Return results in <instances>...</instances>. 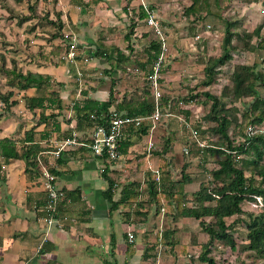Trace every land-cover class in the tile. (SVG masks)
<instances>
[{"label":"trees","instance_id":"obj_1","mask_svg":"<svg viewBox=\"0 0 264 264\" xmlns=\"http://www.w3.org/2000/svg\"><path fill=\"white\" fill-rule=\"evenodd\" d=\"M71 1L80 6L90 7L104 0ZM211 1L193 0L192 4L186 7L185 12L187 14L205 12L206 14L220 16V0H213L212 4ZM213 4L217 5L218 9L215 10ZM29 8L30 15L17 14L18 22L21 25L33 18L39 19L30 26L28 32H36L37 28L39 31H43L46 24H49L56 28L48 33L49 41L58 39L63 42L66 41V51L68 52L72 47L78 49L80 46L85 47L84 44L72 42V37L65 34L66 21L63 18V11H57L54 17L51 16V11H47L46 14L41 16L35 5H30ZM152 10V4H147V7L140 4L137 20L134 17L131 18V28L125 34V39L128 42L127 46H132V49H129V54H126L122 48L117 46H100L96 51L86 47L85 52H80L83 54H76L75 60L79 62H85V56L92 58L97 55H101L110 61V68L103 71L111 76L109 98L104 101L92 97V87L82 89L80 91L81 98L77 96V88L65 98L62 95V91L66 87L64 82L56 81L49 73L25 69L16 58L8 59L5 54H1L0 74L4 75L5 82L4 84L0 82V116H10L14 113L19 102L16 94L35 88V95L29 96L24 93L23 99L27 109L33 112L39 111V120L35 126L25 132L20 140L9 136L0 138V172L7 163L13 160H23L26 163V173L29 180L42 179L43 165H46L52 174L57 177L60 172L56 170L49 156L45 153L48 152L47 150H52V147L43 145L42 141L44 139L48 140L52 135H55L59 140L77 137L87 143L94 126L106 123L114 116L125 118L146 117L139 124L133 121L125 125L119 157L100 158L104 160L106 165L102 173L109 184L105 193L112 204V209L117 210L135 206L145 208L147 206L145 212L137 211V214L143 216L142 220L145 222L151 219V215L160 213L161 210H166L168 216L174 217L176 220L179 217L198 219L202 230L208 235V240L202 244V250L198 256L199 264H219L211 255L217 244L222 242L232 249H236L238 245L234 229L235 220L229 219L244 213L243 203L245 201L261 203L264 208V93L262 92V88H264V69L260 67L262 62L256 60L252 64L245 63L234 66L229 76L232 82L230 102L227 101V86H223L221 94H214L210 90L196 93L195 91L201 85L211 86L216 81L217 76L222 73L223 66L233 59V50L240 48L239 45L233 43L235 36L243 41V48L252 51L261 50L264 53L263 25H258L253 32H247V30L241 29V25L237 21L227 20L226 32L222 42V53L218 56H211L206 60L204 78L190 88V94L184 95L181 99L161 97L162 116L160 120H162L164 114L166 117L176 114L173 112H177L180 108L179 111L185 116L184 128L190 130L192 127L198 131L197 139L190 142L191 148L188 149V153H198L203 156L201 164L209 160L210 156L216 157L214 167L203 169V177L199 180V190L189 198L187 187L196 182V176L186 171L191 163H184L180 178L173 176L174 170L171 168L173 160L167 156L169 150L172 149V137L164 135L165 142L162 147H154L152 150L139 155L140 162L134 163V160L131 161L132 166L129 168L134 171L144 166V180L124 182L120 191V180L114 178L110 173L113 172L111 164H115L122 154L128 153L130 146L135 144V139H148L153 127L150 116L156 111L157 106L155 99L151 100L149 98L153 92L146 78L153 71V65L162 52V44L157 40V37L150 40L148 47H146V57L136 59L138 66L133 68L137 73L142 71L143 73H141L144 74L145 93L139 98L126 99L124 97L125 99L121 102H116L113 89L116 84L118 69L123 68L127 72L126 67L122 65L130 61L134 51L133 35L135 29L141 21H146ZM125 11L128 12L126 8ZM44 19L47 20V23H44ZM253 37H256V39L251 44L250 40ZM112 50L115 51V54ZM52 54V52L48 54L38 53L37 56L44 57L46 61L52 64H65L66 61L62 57L58 61H54ZM54 54H58V52H54ZM262 60L264 62V57ZM166 61L163 63L161 73L165 67L169 66ZM100 82L104 81L100 80ZM3 85L6 88L4 90ZM66 99H69L70 102L67 103ZM239 100L244 104L242 108L235 104ZM207 101H210L211 104L204 117L207 116L211 121L216 122L211 128V132L218 135L217 140L205 136L206 133L202 128L201 121L198 120L196 124H192V120L189 119L192 113L189 109L179 107L180 102L191 104L206 103ZM65 110L73 111L72 117L76 120L75 128L62 129L63 120L70 124L73 119L64 118ZM239 113L243 116L241 119ZM43 123L44 128L41 131V139H36L35 128ZM234 124L236 136L232 138L229 128ZM74 130L82 132V135H74ZM85 134L87 136H84ZM199 141H206V145L201 146ZM81 147L84 155H93L91 149L86 145ZM154 161L158 162V168L161 172L160 180H157L151 166V162L154 163ZM240 161H243L244 164L239 165ZM247 171H249V174H247ZM75 192L76 190H65L63 200L67 201L69 198H74ZM117 192L121 194L118 199L115 198ZM144 197L145 199H143ZM46 202L47 200L43 207L45 214H47ZM42 205L43 203L40 206ZM131 212L132 210L124 213L129 216ZM248 214L249 220L244 221L247 228V242L241 249L252 251L260 258L257 264H264V211L257 215L254 213ZM171 232H174V229L166 230L160 236L158 235L156 242L149 245L150 248H147L148 251L145 257L150 258L151 254L149 253L151 252L149 251L157 248V245L162 241H166L172 235Z\"/></svg>","mask_w":264,"mask_h":264},{"label":"rangeland","instance_id":"obj_2","mask_svg":"<svg viewBox=\"0 0 264 264\" xmlns=\"http://www.w3.org/2000/svg\"><path fill=\"white\" fill-rule=\"evenodd\" d=\"M109 2L110 0H105ZM130 8H132V17L137 20L138 17V7L142 3V0H136L132 4V0H126ZM147 4L153 5V12L156 14L157 20L161 24L167 41H168V62L169 66L164 68L162 72V96L182 98L184 95L190 94L194 85L204 78V67L206 60L211 56H218L222 53V42L226 32L227 20L237 21L241 25V29L247 30V32H253V30L260 24L263 25L262 32L264 31V0H220L221 4V15L206 14L205 12L198 14H187L185 12L186 7L190 6L193 0H144ZM138 3V4H137ZM213 0L211 1V4ZM137 4V5H135ZM30 5H35L39 14L44 15L47 11H51V16H56V12L63 11V18L65 19L64 32L66 35L71 34L70 32L76 31L72 17H76L77 11L80 9L70 3V0H0V65H1V54H5L7 58H16L18 62L25 69H36V64H46L48 61L44 57H38V53L48 54L52 52L53 60L58 61L59 58H64L65 64H61V67L53 65L52 70L55 72L54 78L56 81L64 82L66 84L65 90L62 91V95L66 98L73 90L76 88L77 96L82 97L80 89L89 88L96 85L100 80L106 83V88L109 91L111 85V76L104 73L103 67H99V71H96V64L100 61L96 57L87 58L85 56V62H79L75 58H70L68 56V51H66V41H61L60 39L49 41V32L54 31L56 28L46 24L43 31H39L37 28L36 32H28L32 24L37 22V19L33 18L22 25L19 24L17 14H31ZM104 5V9H107V5ZM101 7V6H99ZM135 8V9H133ZM213 8L216 10L218 6L213 4ZM103 9V8H102ZM98 7L94 9L95 15L99 13ZM68 12V13H67ZM128 10L127 13H129ZM14 13V14H13ZM123 13V12H122ZM12 14L14 15L12 17ZM72 16V17H71ZM120 18L119 24L116 26L117 30L113 35H104L102 38V43L100 46H117L122 48L126 54H129V49L132 46H127L128 42L125 39V34L130 30V23L128 19ZM39 20V19H38ZM82 18H79V21ZM93 20V21H92ZM93 22V26H96V30H101V32L106 31L103 27L110 23L108 19H97V16L89 17V22ZM91 22V23H92ZM44 23L47 20L44 19ZM98 25V26H97ZM92 26V25H91ZM92 26V27H93ZM90 27V28H92ZM79 31L76 32V37H74L77 44H88L85 37L82 36L84 33V28L76 27ZM49 30V31H48ZM78 33V34H77ZM82 33V34H81ZM75 36V35H72ZM98 36V35H97ZM199 36V37H198ZM157 36L153 32L146 21H141L135 29V34L133 35L134 41V51L131 55L130 61L126 62L122 66L131 68L132 71L127 73L123 68H119L116 74V84L114 86V96L116 102H121L123 99L139 98L145 93V83L143 76L144 74L137 73L133 71L138 65L136 59L146 57V47L150 43L152 38ZM256 37L250 40V43L254 42ZM73 41V40H72ZM233 43L239 45V49L233 50V59L228 61L222 69V73L216 78V81L209 87L201 85L196 92H202L203 90H210L214 94H221L223 86H227L226 95L228 96L227 101L230 102V92L232 87V82L229 78L234 66L236 64H252L256 60L262 62V67L264 69L263 57L264 53L261 50L252 51L247 48H243V41H241L237 36L234 37ZM89 45V44H88ZM76 54L80 52H85V48L77 47L74 48ZM58 52V54H54ZM115 54V51H113ZM83 54V53H80ZM107 61V59H105ZM35 61V62H34ZM9 64L10 61L8 60ZM113 64H115L112 61ZM103 64V63H100ZM60 65V64H58ZM105 68H110L111 63L107 64L105 62ZM55 67V68H54ZM48 69V68H47ZM46 70V69H45ZM0 82L4 84L5 77L0 74ZM6 89L3 85V90ZM107 91V92H108ZM264 93V88H262ZM18 95V94H16ZM125 97V98H124ZM19 98V103H24ZM153 100V94L149 96ZM67 103L70 100L66 99ZM210 101L206 103H191L186 104L180 102L179 107L183 109H189L192 116L189 118L192 120V124H196L199 120L201 121L202 128L205 130L206 135L218 139L217 134L211 132L212 126L216 122L211 121L204 114L210 107ZM235 104L239 105L241 108L244 106L239 101ZM116 106V105H115ZM114 106V107H115ZM1 109V105H0ZM173 112L176 114L165 116L157 123L156 128L152 132L154 139H156L155 148L162 147L165 142V136L168 135L172 137V149L169 150L167 156L173 160V176L175 178H180L182 174V168L185 162L191 163L190 166L186 168L188 173L196 176V182L188 185V195L191 198L197 190H199V180H201L202 171L205 168H212L215 166L216 157L210 156L209 160H206L201 164L203 156L200 154L188 153V149L191 148V140H195L192 136V132L189 129H185L183 122L185 116L179 111ZM19 116H33L24 112L22 109L17 110ZM70 111V112H69ZM74 114L72 110H65L64 118H70L69 116ZM240 119L243 117L242 114H238ZM23 124V130L32 127V122L26 121ZM234 126L229 128L231 137H235ZM84 136H87L85 134ZM148 140L147 138L135 139V144H133L132 152L130 151L128 155L121 157L114 165L113 177L116 179L126 178L125 183L129 178H144V166L139 167L138 170L134 171L132 168L126 166V164L131 165V161L134 163L140 162L141 159L139 155L144 154L147 150ZM206 144V141H204ZM157 146V147H156ZM55 149V147L53 148ZM152 150V149H151ZM242 157V155H241ZM240 157V158H241ZM129 160V161H128ZM155 163V164H154ZM151 162V166L158 167V162ZM155 166H154V165ZM244 164L243 161L239 162V165ZM135 168V167H133ZM141 172V173H140ZM200 176L198 177V175ZM249 174V171H247ZM198 177V178H197ZM209 177L207 176V179ZM133 209L138 208L137 206L131 207ZM244 213L234 216L229 220H235V235L238 239V245L236 249H232L226 244L219 242L216 248L213 249L211 255L219 262V264H257L260 258L255 255L252 251L242 250L243 246L246 244V232L247 228L244 221L249 220L248 213L259 214L264 211L263 205L261 203H256L254 201H245L243 203ZM164 211V212H163ZM158 217V213L151 215L149 219V225H156L157 232L153 231L146 239V249L144 255L142 256L148 264H160L162 262L165 264H199V254L202 250V244L208 240V235L202 230L200 221L195 218L189 217H179L177 220L174 217L168 216L166 210H163ZM137 217H143L137 215ZM148 224V223H147ZM152 228V227H151ZM172 235L162 241L157 245L158 249L150 250V258L145 257L147 253V248L156 242L158 235L160 236L166 230H172ZM143 232H140L142 235ZM153 237V239H151ZM156 238V239H155ZM149 240V241H147ZM150 248V247H149ZM158 250V251H157ZM143 259V260H144ZM145 262V264H146Z\"/></svg>","mask_w":264,"mask_h":264},{"label":"crops","instance_id":"obj_3","mask_svg":"<svg viewBox=\"0 0 264 264\" xmlns=\"http://www.w3.org/2000/svg\"><path fill=\"white\" fill-rule=\"evenodd\" d=\"M135 1L132 0V4ZM70 3L80 9L75 18L71 17L76 27L84 28V33L81 34L86 40H89L87 41L89 45L83 43L84 48H91L93 51L99 49L103 36L106 35L109 39V36L116 32V26L121 21L120 18L128 19L131 24V15L133 14L132 8L129 7L131 3L129 4L126 0H110L109 2L104 0L90 7L80 6L71 0ZM102 3L107 5L106 10L104 5H101ZM96 7L101 8L97 15L94 11ZM125 8L130 12L127 13ZM93 16H97V19L105 18L110 21L108 27H103L106 31L96 30L93 20L92 23L89 22V17ZM79 18L82 20L79 21ZM76 27V31L68 34L72 37V42H76L74 37L79 31ZM96 59L103 63L96 64V71L100 72L99 67L106 69L105 62L110 64V61H106V58L101 55H97ZM53 65L61 67V64ZM53 65L50 62L36 64L37 68L31 70L49 73L55 77L53 74L55 70H52ZM107 91L106 83L101 84L98 81L96 85H93L91 95L93 98L104 101L109 98V91ZM24 93L33 96L36 94V89L30 88L21 92L16 98L19 100L18 96H20L22 101ZM19 109L33 114V116L26 114L19 116L20 114L17 113ZM38 116L39 111L33 112L26 108L25 100L22 104L18 102L14 113L10 116H0V138L9 136L20 140L27 130L38 123ZM72 116L73 114L69 117L73 118ZM26 121L33 124L31 128L23 130L22 126L27 123ZM75 125L74 118L70 124L62 121L63 130L69 129V127L75 128ZM43 128L44 123L35 128L36 139H41ZM74 135H82V132L74 130ZM59 141L62 140L52 135L48 140L44 139L42 144L51 146L54 150L53 148ZM132 147L133 145L130 146L128 153L132 152ZM81 148V146H70L59 157H55L52 150L45 152L56 170L60 172L57 175L58 186L66 191L76 190L74 198L60 202L52 224L47 222V214L43 210L48 193L42 179L29 180L26 163L23 160H13L1 170L0 264H145L146 260L142 257L147 247L145 237L158 230L157 228L153 229L156 225L153 226L152 223L149 225L148 221L145 222L141 217H137L139 215L137 211L145 212L147 206L145 208L126 207L113 210L105 193L109 184L102 173L106 168L104 160L94 155H84ZM128 153L122 154L121 157ZM126 166L130 167L132 164H126ZM111 169L113 172L110 173L113 175L114 164H111ZM119 180L121 183L119 190L121 191L126 178ZM133 180L143 181L144 178L136 176L129 178L127 182ZM120 196L121 194L117 192L115 198L118 199ZM42 203L43 205L40 206ZM131 210L129 216L124 213ZM160 213H158V217L161 216ZM140 232H143L142 235ZM130 233L134 234L132 240L129 237ZM146 264L148 263L146 262Z\"/></svg>","mask_w":264,"mask_h":264},{"label":"built area","instance_id":"obj_4","mask_svg":"<svg viewBox=\"0 0 264 264\" xmlns=\"http://www.w3.org/2000/svg\"><path fill=\"white\" fill-rule=\"evenodd\" d=\"M141 5L147 7V3L142 0ZM148 26L151 27L155 35L157 36V40L162 44V52L158 58V60L153 65V71L147 76L146 80L149 86L152 89L153 96L156 102L157 109L150 116V119L153 121V127L151 130V134L148 137V147L147 150H151L156 145V139L152 135V132L156 128L157 122L161 119L162 111H161V79L162 73L161 70L163 68V63L166 61L168 57V41L166 35L161 28L160 22L157 20L156 14L153 11L150 12V16L146 19ZM199 37V36H198ZM68 56L70 58H75L76 51L74 47L70 49L68 52ZM131 68H127V73H129ZM146 117H138V118H125L122 116H114L110 118L106 123L98 124L94 126L92 131L90 132L89 141L83 142L79 140L77 137H70L59 141L56 143L55 149L51 152L55 157H59L61 153L66 150L70 146H83L86 145L91 149L93 155L99 158H117L121 155V145H122V136L124 132V127L127 123L135 121L137 124L141 122L142 119ZM190 131L192 132V136L197 139L198 131L191 127ZM201 146H205L206 144L202 141H199ZM43 177L42 182L48 193L47 202L45 205V209L47 212V222L52 224L55 220V214L58 212L59 204L65 197V190L58 186L57 177L52 174V172L48 169L46 165H43ZM153 171L156 174L157 180L161 178V172L157 166L153 167ZM214 196L213 193H211ZM130 239L134 238V234L130 233ZM158 264L160 262L158 261Z\"/></svg>","mask_w":264,"mask_h":264}]
</instances>
